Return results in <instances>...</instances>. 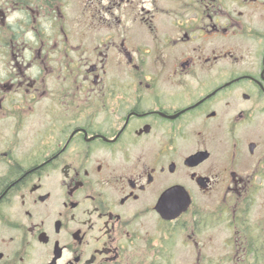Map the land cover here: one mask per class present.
Returning a JSON list of instances; mask_svg holds the SVG:
<instances>
[{
    "label": "flooded vegetation",
    "instance_id": "flooded-vegetation-1",
    "mask_svg": "<svg viewBox=\"0 0 264 264\" xmlns=\"http://www.w3.org/2000/svg\"><path fill=\"white\" fill-rule=\"evenodd\" d=\"M262 184L264 0H0V264H264Z\"/></svg>",
    "mask_w": 264,
    "mask_h": 264
},
{
    "label": "rangeland",
    "instance_id": "rangeland-1",
    "mask_svg": "<svg viewBox=\"0 0 264 264\" xmlns=\"http://www.w3.org/2000/svg\"><path fill=\"white\" fill-rule=\"evenodd\" d=\"M236 93H233L231 98L229 99H235ZM219 200L213 198L210 199H203L198 202L205 203V204H216ZM256 205L255 208H262L264 207V184L261 185V191L259 193V196L256 199ZM212 233L214 235V242L213 244H220V242L223 240L225 236L229 237L231 235L230 230H227L223 226L217 225L212 229Z\"/></svg>",
    "mask_w": 264,
    "mask_h": 264
},
{
    "label": "water",
    "instance_id": "water-1",
    "mask_svg": "<svg viewBox=\"0 0 264 264\" xmlns=\"http://www.w3.org/2000/svg\"><path fill=\"white\" fill-rule=\"evenodd\" d=\"M189 200L187 201H182L178 205H171L169 206L171 208V211H173L175 214H178V212H181L182 210H185L187 206L189 205ZM162 207V206H161ZM164 208H167V206H164Z\"/></svg>",
    "mask_w": 264,
    "mask_h": 264
}]
</instances>
